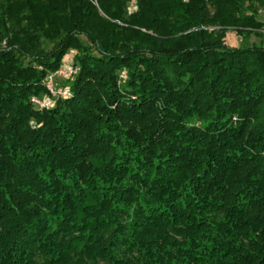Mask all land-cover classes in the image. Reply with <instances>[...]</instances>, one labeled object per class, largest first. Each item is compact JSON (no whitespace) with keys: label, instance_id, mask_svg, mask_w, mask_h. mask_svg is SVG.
<instances>
[{"label":"trees","instance_id":"1","mask_svg":"<svg viewBox=\"0 0 264 264\" xmlns=\"http://www.w3.org/2000/svg\"><path fill=\"white\" fill-rule=\"evenodd\" d=\"M98 4L0 0V264H264V0Z\"/></svg>","mask_w":264,"mask_h":264},{"label":"built area","instance_id":"2","mask_svg":"<svg viewBox=\"0 0 264 264\" xmlns=\"http://www.w3.org/2000/svg\"><path fill=\"white\" fill-rule=\"evenodd\" d=\"M94 5L98 6V0H89ZM76 55V52L74 53ZM78 71L75 67L73 60L69 59L65 65L57 72L49 74L45 79V84L50 92V96L43 98H33L32 102L38 105L39 110L49 109L54 105L55 101L61 97H70L71 93L68 89L62 87H56L57 79H69L74 76ZM35 106V105H34Z\"/></svg>","mask_w":264,"mask_h":264},{"label":"rangeland","instance_id":"3","mask_svg":"<svg viewBox=\"0 0 264 264\" xmlns=\"http://www.w3.org/2000/svg\"><path fill=\"white\" fill-rule=\"evenodd\" d=\"M260 20L264 22V11L260 15ZM249 33H251V34L249 35ZM259 33L264 35V30L263 31L260 30ZM222 42L224 45H226L228 47L239 48V47L249 46V45H253V44L259 45L262 42L264 43V36H262V35L259 36V35H257V32H251V31H249V29H248V31L229 30L226 33ZM74 53H75V51L69 52V54L65 58V60L66 59H68V60L72 59V57L75 56ZM122 74L123 75H120L119 80H122V79L124 80L127 78L126 70H124L122 72ZM48 96H50V92L47 95H45V97H48ZM39 98H41V97H39ZM31 103L34 104L35 105L34 108L38 110V108H39V107H37L38 105H36L33 102H31ZM42 112H43V110H42ZM32 125H34V124H32Z\"/></svg>","mask_w":264,"mask_h":264}]
</instances>
